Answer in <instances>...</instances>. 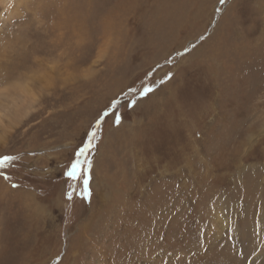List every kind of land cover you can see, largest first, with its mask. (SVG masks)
<instances>
[{"label": "rangeland", "instance_id": "obj_1", "mask_svg": "<svg viewBox=\"0 0 264 264\" xmlns=\"http://www.w3.org/2000/svg\"><path fill=\"white\" fill-rule=\"evenodd\" d=\"M5 155L0 264H264V0H0Z\"/></svg>", "mask_w": 264, "mask_h": 264}, {"label": "snow or ice", "instance_id": "obj_2", "mask_svg": "<svg viewBox=\"0 0 264 264\" xmlns=\"http://www.w3.org/2000/svg\"><path fill=\"white\" fill-rule=\"evenodd\" d=\"M224 2L225 0H221V3ZM152 91L153 89H151L150 87L145 88L142 95L146 96ZM119 122H120V117L117 116L116 123L118 124ZM95 137H96V133L95 132L91 133V136L88 139V141L77 150L75 160L71 163L69 169L65 172V176H67L68 179L73 182L82 179L84 197L89 200L91 198V191L89 185L92 178L91 177L92 160L89 158V156L95 147L93 143ZM15 159L16 157L10 155H5L0 157V169L7 168ZM85 165H87V167H84ZM4 178L10 179V177L8 176H5ZM13 187H16V185H13ZM68 199L69 200L72 199V191L68 192Z\"/></svg>", "mask_w": 264, "mask_h": 264}]
</instances>
